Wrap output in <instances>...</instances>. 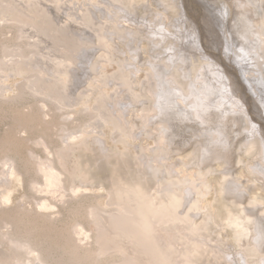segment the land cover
Returning a JSON list of instances; mask_svg holds the SVG:
<instances>
[{"label":"rangeland","instance_id":"obj_1","mask_svg":"<svg viewBox=\"0 0 264 264\" xmlns=\"http://www.w3.org/2000/svg\"><path fill=\"white\" fill-rule=\"evenodd\" d=\"M35 1L37 2L40 0ZM35 1L0 0V67H2V65L4 64L3 66H6L8 68L6 63L11 65V63H13L15 60L17 62H14V64L16 65H13L14 68L12 69H9L5 72L0 70V200L1 198L6 196L10 199V202L7 203H2L0 201V241L3 242V245H0V264H30V262L32 264H39V262L36 260V255L29 253V248L25 244V246L23 245V247H19L16 243H7V241L3 238V235L8 232L11 236L7 234L8 236H6L5 238L12 237L13 239L20 240L29 239L30 243L41 246L43 248L44 255H47L49 258H54L53 260H65L66 262L64 261V263H72L69 256L71 238H80L79 240H77L78 244H80L82 247H87L95 252L99 250L98 248H101V246L104 248L105 245H103V242L100 244V241H97L99 240L97 235H100V233L102 232L104 233V226L106 227V225H108L106 221L109 217L104 216L105 214L103 213V210L108 211L111 209H118L116 204H109L110 202H117V200L113 198L111 185L109 184V179L113 174V167L111 166L118 167L117 171L120 174V178H122L126 182L130 181L133 184H137L139 189L145 195H147V197H154L156 194L155 197H157L158 201L161 202L164 206H166V204L167 206L172 205L175 207L174 209L177 210L178 213L180 212L179 214H188L190 218L194 220V227L202 230V233L203 231L204 233L208 231L206 234L208 235L209 233L208 236H210V238L213 237V243L216 244L215 240H218L217 237L219 236L218 238L221 239L222 243L226 244L225 249H227V247L229 246L238 250L239 248H237L233 239L232 232L234 231H232L231 229L229 231V229L227 228L228 216L233 215V211H235L232 208V204L229 202L231 200L236 201V203L238 204V210L236 209V211L242 212L240 210L241 208L243 209V211H246L247 209L248 212L246 211L245 215H249V219L251 220L255 219V216L253 215L254 213H259L262 218H264V186L260 182H256L254 180V177H257L258 179L263 181L264 178L260 177V175L258 176V174L253 172V169L255 168V166H257V163H259L260 165L264 164V155H262L264 153L260 152V154H256L253 148L252 150L245 149L243 145L247 142L253 141V139L247 141L248 138L245 139V134H238L239 131H243L246 129L249 130L251 126L247 127L244 122L240 126L234 124V130L238 129L239 131H230L232 132L230 133V136H232V134L234 135L232 136L234 138L236 137V135L240 136L239 139L237 137V139H233L231 150H229L233 152L231 153L232 155H229L227 151L229 149V146L224 143L221 145H223L225 151L224 148L222 150L219 149L221 150V152H217L216 149V151L212 154L215 157L212 158L211 155V158H209V162L207 163L206 159L210 156L207 153V150H210V146H208L209 144L207 143V140L210 139V137L205 138L203 133H199L200 129L196 126H193L191 130L186 129V134L189 136L195 135V137L196 134L203 136L197 137L198 140L196 142H193L194 144H192L191 146L188 145L184 148L180 146V149L177 152H173L172 150V144L169 141L172 137H170L169 135H166L167 137L164 141L165 148L162 147L161 150L158 149V152H160V154H158L155 148L158 147L159 144L154 141V133H150L151 135H148L149 139H147L146 141L140 142L139 137L141 136V138L143 139L144 135L147 134V132L145 133L143 131V127L146 126L147 120H142V116L138 113V109L136 108L131 109V111L136 112H134L133 114L134 117L130 119L125 133L119 135V137L115 139V141H112L115 131L110 127H103L99 118L91 119V116L85 115L84 112L81 114L80 109H83L82 107L78 108V110H76L75 107L69 109H60V105L56 103V100H54V95H51L50 92L46 93V95L42 94L40 93L38 87L41 83H43V85H48L50 83L55 84V91H58L59 94L61 92L60 95H63V97L65 96L64 98L69 99V101L72 99L71 102H75L76 96L79 93L85 91L87 92V97L85 98L88 99L87 105L92 104L91 106L95 105V99L100 97H102L103 99H107V106H113V110H115V108L119 110L120 108H122V106L120 105L124 104L125 102L128 104V90H126L125 88L116 89L111 87L114 84L116 78L115 76L117 75V73H119L120 69L125 68L124 71L128 72V63H133V60L130 58L131 54L128 53V18L124 15V13L120 12L119 9L116 10L117 7L115 6V8L114 6H112V3H110L111 5L109 6L106 5L103 0H53L55 2H53V4H48V7L55 6L54 8L56 13H59L58 17H55L52 12L47 9V13L50 19L47 18L48 15L46 17L43 13L37 16H35L36 14L34 16H30L27 15L30 12L25 11L27 13L26 15L22 13L23 16H25L24 19L28 20L30 23H26L27 21H15V23H13L16 26H13V24L11 23L12 21H7L9 18H15L9 12L10 9H13L14 4L20 7L22 10H25L26 6L28 8L31 7L32 5H34ZM161 1L165 2L168 0ZM197 1L198 0H184V3H187L185 5L190 15L191 21H194L197 25H199L198 27H203L202 29H205L204 35H206L205 33L208 30L210 31L207 37L212 41L204 39L205 43L208 44V47L210 46V48L208 49L210 55L214 56L215 59L218 58L220 62L222 58V60H224L228 64L225 65L226 67L233 66L235 68V65L230 63V54L226 56V53L228 52L226 51L227 46L225 47L223 45V43L226 42L224 40V26H222L223 29L220 28L223 30V33L219 31L220 29H218L216 25H213V27H216L215 29L210 26L207 30V26L204 25L205 23L203 21L207 22L209 16L207 14V11L205 10L204 12L203 8L201 7L202 4L200 5ZM221 1L223 0H220V2L218 3L223 4V2ZM151 2V0H148V5H150ZM172 2L173 0L171 1V3ZM195 5L197 7H200L199 13L194 9ZM96 6H103L102 8H104L105 10L107 9V13H100L101 16L103 15L102 17L100 16V21L97 20L95 15H93L91 12V8L96 9ZM263 6L264 3H262V9ZM81 7L90 8L89 18L86 17L83 12L80 13V16H78V18H71V16L66 17L67 11L72 14L73 12H77L78 8ZM5 8H9L8 11ZM149 9V12L145 13L144 11H139L138 15H146L145 17L147 19L155 20V15L158 14L157 16H163L162 19L165 18L164 20L167 25L169 24V21L173 20V18H176L177 16V14H174L172 10H170L169 13L166 14L165 11L163 12V10L158 9L154 4L149 6ZM18 13L21 14V11H18ZM152 14L153 17H151ZM86 21L88 22V24L85 23ZM91 21H93L94 26H100L101 28L99 29L100 37L98 36V38L96 37L97 35L90 36L78 28L91 26ZM262 21H264V19ZM49 22L54 23L58 30L63 29L62 36H64L63 38H67L68 44L64 42L65 40L63 38L61 40H55L53 37L55 33H46V31L51 27L49 25ZM30 25L37 27V29H40L41 31L30 27ZM73 27L77 33L75 31L72 32ZM20 29H24L23 33L20 31ZM35 30L36 32H34ZM233 30L234 29H232V31ZM232 31L230 30V32ZM258 32L260 36H262V34L264 35V28L260 25H258ZM20 33H22V35ZM139 35L140 37L142 36L141 40L144 39V41L139 40L138 44H135V46L133 47L138 50L141 49L142 59L136 64H139V66L141 65V70L143 72L150 73V76L154 73L153 71L152 73L146 65L147 62L156 63V60L151 55L161 52V54H163V59H160V61H163L161 62L163 63V65L167 63L164 66L168 68V70L173 72V78L177 76L179 80L178 82H180L181 80H188L185 79L183 75L185 64L181 61H178L177 65H175L176 63L174 64L172 59L167 57L166 53L168 52H166L165 50H167L166 48H168V46L166 44L162 48V42H158L156 39H153L152 34H148L146 30L139 33ZM247 37L249 38V40ZM247 37H244L246 38V42H244V44L249 45L250 43L252 47L257 39L262 38L259 37V35L258 37ZM253 37L255 39H251ZM151 40L155 41L156 43L151 44ZM251 40L253 43L251 42ZM212 42L218 45V49L215 47V44L212 47ZM64 44L68 48L71 57L68 56V58H66L65 55H61V46H63ZM154 44H156L157 49L155 50H157V52L153 48ZM262 49H264V47ZM237 50L236 55L239 53V55H247L245 53H241L239 49ZM21 51H24V54H26V58L20 55ZM258 51L255 53L256 56L254 55V53L249 52V56L247 55L248 58L246 57V59H249L248 61H250V63L248 64L249 67L256 71L262 70V67L264 68V61H262L261 59L263 57L261 56L263 53H260V49ZM85 53L87 54L85 55ZM250 53L252 55H250ZM253 55L257 59L253 57ZM55 56L58 59H60V56H64L67 59L66 63L69 64L68 67L62 68L68 70L69 75L62 78V81L60 80V82L56 81V79L53 80L54 76L52 74V69L47 71L51 68V66L46 58H50L51 60H53ZM81 56L84 60L79 59V57ZM84 57H86V59ZM250 57H253L255 61L253 58L250 59ZM164 58H166L167 60H165ZM237 59V61L240 62V58ZM258 59L261 60H259V67H257L259 69H256L255 67L257 64L255 63L256 61H258ZM164 60L166 61V63H164ZM202 61L203 60L201 58H197V61L196 59H194L191 62L192 64L190 63L188 66L189 78H194L195 82L199 81L197 77L200 75L199 72H201V70L203 71L201 65L204 62ZM239 62L234 61V64H237ZM247 63L245 65H247ZM173 64L175 65V68ZM43 65L47 68V70ZM248 65L246 67H248ZM83 67L86 68L83 70ZM25 68L27 71L25 70ZM90 69H93V75L92 73H90ZM252 69H250V72L254 76L256 72H253ZM170 71H168L169 77H171ZM143 72L140 73V84H143V81L147 77ZM235 72H238L237 69H235ZM155 74L156 73H154L152 77ZM159 74L161 73H157V76H154L155 81L152 79V83L155 87L158 86L157 83L159 82ZM238 80L240 82V86L238 87V93H235V96H237L238 99H247L246 97L242 96V93L248 86L243 83V80L241 78H239ZM154 82L156 84H154ZM186 84L188 85L190 84V82H186ZM178 86H180V84ZM156 89L154 88L155 92L152 98H147L145 96L144 97L146 99H152L154 105L151 100V104L149 105L152 109L155 110L156 115H158L159 112L154 107L158 105V102L156 100H153L155 99V96L159 94L156 92H159V87H156ZM186 91V93L190 91L189 87H187ZM246 91L245 93L249 94L248 99H250L249 101L246 100L247 105L248 107L252 108V110H254L253 114L256 117L255 119L260 121V125L262 126L261 131L264 134V109L262 108L261 104L263 100L259 98L257 99L252 91V94ZM136 92L138 94L140 93L139 90H136ZM64 93L66 95H64ZM144 97L141 96L139 99ZM212 99H214V97ZM151 108H149L148 113L151 112ZM122 110H126V108H123ZM154 110L152 111L154 112ZM85 113H87V111ZM79 114H81L82 117ZM257 115L262 119L259 120ZM146 118L147 116H145V119ZM152 120L154 121V119ZM91 125L96 127L97 129L94 130L93 138L87 143V149L85 150L81 148L80 150L75 151L72 155V158H69L71 162L69 164L63 165L62 161L58 158V155H60L61 150L63 151L66 148V141L68 137L70 135H73L74 133L85 132L86 134H89L90 132H93V127H91ZM212 128L217 129V127ZM188 130H190V133ZM196 130H198L199 132ZM133 131H135V133ZM205 131L208 132L209 130ZM128 133L133 136V139L136 138V140H128ZM212 135L214 136V138H217L216 134ZM95 136H98V139L100 140H96ZM157 137L159 143L162 142L159 136ZM166 139L169 140L166 141ZM216 140H219V138H217ZM224 140L226 139L224 138ZM92 144H95V147ZM176 146L177 145L173 147ZM145 147L151 148V153L149 155L153 157L152 159L150 157H148L149 159L147 158V163L149 162L147 166L144 165V160L146 159L144 158L145 154L143 148ZM93 149L100 150L101 155L105 157V159L103 158L102 160L97 161L98 164L96 163V160H94L95 155ZM103 149H105V152ZM152 150L153 152H157L156 156L152 153ZM124 153H128L132 159L136 158L138 161L140 160V163L138 161L136 162V165H139L138 169L135 168V163H133L132 161L129 162V166L128 163L124 166L123 164L126 163V161L116 160L118 159L119 154ZM164 155L167 156L164 157ZM75 159H77L76 162H74ZM160 159H166V162H172V164H170V166L162 165L160 164ZM107 160H109V163ZM151 161H153L154 163L157 162L158 166L156 164V166H151ZM117 162L119 166L116 164ZM93 163L96 165L92 166ZM13 164L15 166V169L17 170L16 174L13 173L12 175H9L11 173ZM49 164H54L53 166L55 167V169L63 172V176L61 178H65L63 181H66L64 185L65 188H68L66 189L68 190L66 192V195H69V197L67 196L65 197V199H62L61 197L57 196L58 194L51 196L37 190V188L40 186L39 184H42L41 182H43L38 167L40 165H44L42 167L47 168ZM83 165H85V168L87 165H89L90 169H88L89 167L84 169ZM173 168L176 170H174ZM77 169H79L77 173L78 181H83L85 184H89L92 182L93 184L98 185V189L87 191L86 193L79 192L73 194L69 186H73L74 184L72 183V178L74 179V171ZM228 169L231 171H227ZM165 172L166 174H168V177H166ZM86 176L87 178L85 179ZM224 178H226L227 180L231 179L232 181L241 184L248 195L246 194L244 198H238L235 195L229 193L227 191L228 183L227 181H224ZM156 179H158V181ZM159 181H161V183ZM80 182H75V184L81 185L82 182ZM170 182L174 184L167 190L170 192L164 193L163 191H161V189L165 185H168L166 183ZM175 182H177L178 184ZM154 183H156L158 187ZM150 187V190L154 189V193L148 194L150 193ZM190 187H194L193 189H196L197 192L195 191L194 193H192L191 189H189ZM182 193L183 197L181 196ZM229 194L233 196H229ZM45 201L56 204L57 206H55V208H53L52 210L39 209L38 205ZM179 202L182 203V205H176V203ZM123 204L127 205L126 202H124ZM176 206L180 207V209H176ZM253 207H256V211H252L250 213L248 208ZM197 210V213H199L200 215L195 216V214L193 213ZM89 211L94 212L91 215L92 217L88 215ZM51 213L54 214L51 215ZM251 214L253 216H251ZM111 215L115 216L117 215V212H112ZM200 224H203L205 228ZM254 224L255 223H252L253 227H255ZM81 229H83L81 235L75 234L76 230ZM204 233L203 235H205ZM253 233H255L256 235V232ZM230 238L232 240H230ZM120 243L121 245L124 243L122 246L126 250H128V235L125 236V239H121ZM251 244L258 254V261L260 262V264H264V241L261 242V244H255L254 238ZM229 247L226 251H230ZM5 253L7 254L6 258L4 256ZM198 257L199 256L196 255L191 256L190 259L183 257V259L185 260H183V262H180L179 264H216L217 262H219L218 260L208 262L207 260H204L205 258ZM7 258L8 260H10L11 258L10 262L7 261ZM101 259L102 260L100 264H128L123 259V254L118 252L110 256L109 253H106L105 255L101 256ZM223 260H229L227 255L223 256ZM255 262H257V260L253 261V263ZM249 264H252V262L249 261Z\"/></svg>","mask_w":264,"mask_h":264},{"label":"bare ground","instance_id":"obj_2","mask_svg":"<svg viewBox=\"0 0 264 264\" xmlns=\"http://www.w3.org/2000/svg\"><path fill=\"white\" fill-rule=\"evenodd\" d=\"M28 1H31V0H28ZM151 1H152L151 4L148 5L149 4L148 0H103V2L106 3V5L110 6L111 5L110 3H112L113 4L112 6L117 7L116 10L119 9L120 12L124 13V15L128 18V27H127L128 28V31H127L128 51H129L128 53L131 54L130 58L133 60V63L132 62L128 63V72L124 71L125 68L120 69L119 73H117V75L115 76L116 77L115 82H114L115 85L113 84L111 86L112 88H116V89L125 88L126 90H128V104L125 102L124 104L120 105L122 106V108H120L119 110H117L114 106L115 110H113L112 109L113 106L112 107L107 106L108 100L100 97V98L95 99L96 100L95 105L93 106H91L92 104L87 105L88 99H85L87 97L86 95L87 92L85 91L82 93H79L76 96L75 102H71L72 99L69 101V99L64 98L65 96L63 97V95H60L61 92L60 94L58 93V91L56 92L55 84H52V83L48 85H45V84L43 85V83L39 84L38 89L40 90V93L46 95V93L50 92L51 95H54V98H55L54 100H56V103L60 105L59 106L60 109H69V108L75 107V109L78 110V108L82 107L83 109H80L81 114L84 112L85 115L91 116V119L99 118L103 127H110L112 130L115 131L112 141H115V139H117L119 135H122L123 133H125L127 129V125H129L130 119L134 117L133 114L134 112H136V111H131V109L136 108L138 109L137 110L138 113L142 116V120H147L146 126L143 127L144 128L143 131L145 133L147 132V134L144 135L143 139L140 136L139 141L140 142L146 141L147 139H149L148 135L150 133H154L153 134L155 136L154 141L159 144L158 147H155L157 152L161 150L162 147H164V141H165V138L167 137L166 135H169L170 137H172L170 140L169 139L168 140L172 144L171 147H172L173 152L179 151L180 146L182 148L188 145L191 146L192 144H194L193 142H196L198 140L197 137L201 135L196 134L194 132L196 134V137L195 135L189 136L186 134L187 132L186 129L191 130L193 126H196L200 129V132L198 130L196 131H198L199 133H203L205 138L210 137V139L207 140L208 141L207 143L209 144L208 146H210V150H207V153L210 156L207 157L206 163L209 162V158H211V155L216 151V149H217V152L219 151L221 152V150L224 148L223 145L221 144L225 143L227 144V146H229V149L227 150L229 155L233 153L232 151H229L231 150L233 139H235L236 137L239 139V136L241 135V133H243V135L245 134V137H246L245 139L248 138L247 141H250L251 139H253V141L247 142L246 144L243 145L245 149L252 150L253 148L256 154H260V152L264 153V134L261 131L262 126L260 125V121L255 119L256 117L253 114L254 110L248 107L247 101L250 100L248 99L249 94L245 93L246 90L249 93H251L252 91L254 96L257 97V99L258 98L262 99L263 102L262 103L260 102V103L262 104V108L264 109V68L262 67L261 68L262 70H258V71L253 70L248 65L250 63V61H248L249 59H246L249 52H252L255 55V53L260 49V53L261 52L263 53L261 55L263 57L262 58L260 57V58L262 59V61H264V49H262L264 47V35L262 34V36H260L259 34L260 30L258 32V25L264 28V25H263L264 21H262L264 19V6L262 9V3H264V1L260 0V6H259V0H223L221 1L223 2V4L218 3L220 2V0H198L197 1L200 5L202 4L201 7L203 8L204 12L205 10L207 11V14L209 16V18L207 17L208 18L207 22L203 21L205 23L204 25L207 26V28L206 27L204 28L208 30V28L212 26V28L215 29L216 27H213V25L214 26L216 25L217 28L220 29L222 28V26H224L223 27L224 29L223 28L222 29L225 31L224 40L226 42L224 41L225 43H223L222 41V43L225 47L227 46V49H229L227 50L225 48L226 51H228L226 53V56L230 54L229 56L231 57L228 56L230 63L235 65V68L233 66L226 67L225 65H228V64L224 60H222V58H221V62H222L221 63L218 58L215 59L214 56L210 55V52L208 50L210 46L208 47V44H206L204 40V39H208L212 41L211 39L207 37L210 31L208 30L205 33L206 35H204L205 29H202L203 27L202 28L198 27L199 25H197L194 21L193 22L191 21L190 15L185 5L187 3H184V0L183 1L173 0L172 3H171L172 0L171 1L168 0L165 2H162L161 0H151ZM53 2L55 1L53 0H40L37 2L35 1L34 5H32L29 8L26 6L25 10H22L20 7L14 4L13 9H10L9 12L15 18L14 19L9 18L7 21L9 22L12 21L11 23L13 24V26H16L14 24L15 21L17 22L27 21L26 23H30L28 20L24 19L25 16H23V14L25 15L27 14L25 11L30 12L29 14H27L30 16H34L35 14H36L35 16H37L43 13L47 17L48 15L47 9H49L50 12H52V14L55 17H58L59 13L58 14L56 13L55 8H54L55 6L48 7V4L50 3L53 4ZM152 3L158 9L163 10V12L165 11L166 14H168L169 11L172 10L174 14L175 13L177 14L176 18H173V20L169 21V24L167 25L164 20L165 18L162 19L163 16L162 17L157 16L158 14L155 15V20L147 19L145 17L146 15L145 16L138 15L139 11H144V13L149 12L150 10L149 6L153 5ZM179 6L181 7L182 10L180 9ZM96 7H97L96 9L91 8V12L93 15H95L96 19L99 20L101 19L100 13L102 12L107 13V9L105 10L104 8H102L103 6L102 7L96 6ZM5 9L8 11L9 8H5ZM89 9L90 8L88 7H84V8L81 7V8H78L77 12H73L72 14L67 11L66 17L71 16V18H78V16H80V13L83 12V14L89 18ZM194 9L197 10V12L199 13L200 11L199 6L197 7L195 5ZM18 11H21V14L18 13ZM151 17H153V14ZM47 18L50 19L49 15ZM49 23L51 27L46 31V33L47 34H50V32H52L53 34L55 33V35L53 36L54 39L61 40L64 37L62 36L63 29L58 30L54 23L52 22H49ZM85 23L88 24L87 21ZM90 24L91 26L78 27V28L90 36L97 35L96 37L98 38V36L100 35L99 34V29H101L100 26L98 27L94 26L93 21H91ZM30 27L41 31L40 29H37V27H34L32 25H30ZM222 29H220L219 31L222 32L223 31ZM232 29L234 30L232 31ZM36 30L34 32H36ZM144 30H146L148 34H152L153 39H156L158 42H162L163 44L162 48L165 46V44L168 46V48H166L167 50H165L166 52H168L166 53L167 57L172 59L174 64L176 63L175 65H177L178 61H181L185 64L184 69H183L184 70L183 75L185 79H188V80L184 79L185 81L180 79L182 81V82L180 81L181 83L178 82L179 80L177 76H175L174 77L175 79H174L173 78L174 74H172L173 72H171L170 70H168V68L164 66L167 64L165 61L167 59L164 58L165 59L164 63H166L164 65L163 63H161L163 61L162 60L160 61V59H163V54H161V52L154 53L153 55H151L156 60L155 61L156 63L147 62V65L146 64L145 65L148 66L151 72L153 71L154 73H156L155 74L156 76H157V73H161L158 76L159 78V82L157 83L158 86H156V87H159L158 89L159 92L156 91L159 94L157 95L155 94L156 95L155 99H153L158 102V105L154 106L155 109L159 112L158 115H156L155 110L152 109L149 105L151 104L150 100L152 102V99L145 98V97L152 98L154 96L153 95L155 92L154 88L156 89V87L153 85L152 79L155 81V77H154L155 75L152 77V75L154 74L153 72L151 76H150V73L143 72L141 70L142 68L141 65L139 66V64L138 65L136 64L142 59L141 49L138 50L133 47L135 46V44L136 45L138 44L139 40H141L142 36L140 37L139 33L144 32ZM230 30L232 32H230ZM20 31L23 33L24 29H20ZM74 31L75 29L73 27L72 32ZM22 33L20 34L22 35ZM20 34H19V37H20ZM257 34L259 35V37H262L263 39L262 38H261L262 40L260 38L257 39V41L254 44L255 46L253 45L252 47L250 43H249L250 46L248 44H244V42H246V38H244L245 36L246 37L247 36L258 37ZM254 37L251 39H255ZM63 39L65 40L64 42L68 44L67 38H63ZM141 41H144V39ZM153 43H156V42L152 41L151 44ZM214 44H215V47L218 49V45L214 42L211 43L212 47ZM61 47H62L61 55H65L66 58H68V56L71 57L66 45L64 44ZM153 48L154 50L157 49L156 44H154ZM237 49H239L241 53H245L247 55L246 56L239 55L240 53L236 55ZM155 51L157 52V50ZM86 54L87 53H85V55ZM20 55L26 58L25 56L26 54H24V51H21ZM250 55L252 54L250 53ZM254 55L253 57L256 56ZM82 56L79 57L80 60H84ZM66 58L64 56L63 57L60 56V59H58L55 56L53 60H51L50 58H46L51 68L47 70V68L44 65L43 66L44 68H46L47 71L52 69L53 71L52 74L54 76L53 80L56 79V81L60 82L62 78L67 77L69 75L68 70L62 69L64 67L69 66V64L66 63L67 61ZM84 58L86 59V57ZM197 58H201L203 60L202 62L204 63L202 65L200 64L202 66L203 71L201 70V72H199L200 75L197 77L199 81L195 82L194 78H189L188 66L194 59H196L197 61ZM237 58H240V62L237 61L238 60ZM252 58L250 57V59ZM261 59H258V61H256L255 63L257 64L255 67L256 69H259L257 67H259L258 66L259 60ZM234 61L239 62L237 64H240V65H237L236 63L234 64ZM14 62H16V60ZM14 62L11 63V65L6 63L8 68L6 66L4 67L3 66L4 64H3L2 67H0V70L5 72L9 69L14 68L13 65H16L14 64ZM246 63L249 68L246 67L247 66L245 65ZM175 65H174V68H175ZM85 68L86 67H83V70ZM235 69H237L238 71L237 73L235 72ZM250 69H252L253 72H256L255 73L256 75L253 73L254 74L253 76L250 72ZM168 71H170L171 77L168 76V73H169ZM142 72L145 73L147 77L143 81V84L141 83L142 84L141 85L140 84V81H141L140 73ZM90 73H92V75L94 74L93 69H90ZM238 77L241 78L243 80V83H245L248 86L247 88L244 87L245 91H243L242 93V96L246 97L247 99H241V98L238 99L237 96H235V93L236 94L238 93V89H239L238 87L240 86ZM186 82H190V84H188L189 86L186 84ZM154 84L156 83L154 82ZM179 84L180 86H178ZM187 87H189L190 93L189 92L186 93ZM136 90L137 91L139 90L140 93L138 94ZM64 95L66 94L64 93ZM141 96L143 97L145 96V97L139 99ZM213 97L214 99H212ZM123 108H126V110H122ZM149 108H151V112L148 113ZM152 110H154V112ZM86 111L87 113H85ZM81 114L79 115L82 117ZM145 116H147L146 119H145ZM257 117L259 120L262 119L258 115ZM152 119H154V121ZM127 120H128V124H127ZM243 122L247 127L251 126V128L249 130L246 129L243 131H239L237 129L239 131L238 134L240 135H236L235 138L232 137L234 136L233 134L232 136H230V133H232L230 131H234V132L237 131V130H234L233 125L237 124L240 126L243 124ZM91 127H93L92 128L93 132H90L89 134H86L85 132H80V133H74L73 135H70L68 137L66 141L67 142L66 148L63 151L61 150L60 155H58L59 156L58 158L62 161L63 165L69 164L71 162L69 158L70 157L72 158V155L74 154L75 151L80 150L81 148L85 150L87 149L86 148L87 143L93 138L94 130L97 129L96 127L92 125ZM212 127H217V129H214ZM190 130H188L189 133H190ZM205 130H209V131L206 132ZM128 131H129V126H128ZM133 132L135 133V131ZM212 134H216L217 135L216 137L219 138V140H216L217 138H214ZM127 136H128V140H134V141L136 140V138L133 139V136H131L129 133ZM157 136H159L162 142L159 143ZM95 137L97 140L98 136H95ZM224 138L227 141L224 140ZM99 140L100 139H98V141ZM168 140L166 139V141ZM175 145L177 146L173 147ZM93 146L95 147V144ZM150 149L151 148L149 147L143 148L144 154H145L144 158L146 159L144 160L145 166H147L149 163V162L147 163V158L148 157H150L151 159L153 158L152 156L149 155L151 153ZM93 150H94V155H95L94 160H96V163L97 161L102 160L103 158L105 159V157L102 156L100 153L101 148L100 150H96V149H93ZM103 150L105 152V149ZM224 151H225V148H224ZM157 152L156 151L153 152L152 150V153L155 154V156ZM158 154H160V152H158ZM166 156L167 155H164V157ZM213 157L215 156L212 155V158ZM76 160L77 159H75L74 162H76ZM116 160L126 161V163L123 164L124 166L127 163L129 166L130 165L129 162L132 161L133 163H135L134 165L135 168L138 169L139 165H136L137 164L136 162L138 160L136 158L132 159L128 153L119 154L118 159ZM165 160L166 159L164 160L160 159L159 160L161 162L160 164L168 165V166L172 164V162H168V161L166 162ZM107 161L109 163V160ZM150 163H151L150 164L151 166H154L155 164L158 166L157 162L154 163L153 161H151ZM116 164L118 165V162ZM53 165L49 164L47 168H43L42 166L44 165L42 166L40 165L38 167L41 177L43 179V182H41L42 184H39L40 186L37 188V190L39 192H42L46 195H51V196L58 194L57 195L58 197L65 199V197L67 196L69 197V195H66V192L68 191L66 189L68 188L67 187L65 188V185H64V183H66V181L65 182L63 181L65 178L64 179L61 178L63 176L62 175L63 172L55 169ZM95 165L96 164L94 163L92 164V166H95ZM256 165L257 166H255V168L253 167L254 168L253 172L258 174V176L260 175V177L264 178V164L260 165L259 163H257ZM83 166H84V169L88 167H89L88 169H90L89 165H87L86 168H85V165ZM111 167H113V172H112L113 174H112V177L109 179V184L111 185V192L113 194V198L117 200V202L115 203L110 202L109 204H116L118 209H111L108 211L103 210V213L105 214L104 216L109 217V218L106 221L108 225H106V227L104 226L105 232L104 233L102 232L100 233V235L99 234L97 235L99 239L97 241H100V244L103 242V245H105L104 248L102 246L101 248H98L99 249L97 250L98 252L97 251L95 252L87 247H82L80 244H78L77 240H79L80 238L79 239L71 238L69 256H70V260L72 261V263L70 262L64 263L65 260L64 261L61 259L53 260L54 258H49L47 255H44L43 248L41 246L30 243L29 239L20 240V239H13L12 237H11L12 239L10 237L5 238L6 236H8L7 234H9V232L5 233L3 235V238L7 241V243H10V244L16 243L18 244L19 247H23V245L25 244L29 248V253L36 255V260L39 262V264H100L102 260L101 259L102 255L109 253V256H110V255L116 254V252L122 253L123 259L128 264H179L180 262H183V260H185L183 259V257L190 259L191 256L193 255L199 256L200 258H205L204 260H207L208 262L218 260L219 262H217L216 264H249V261H251L252 264H260V262L258 261L259 259L258 254L255 251L253 245L251 244L254 238H255V244H258V243L261 244V242L264 241V225H263L264 218H262V216L259 213L253 214L256 220L255 219L251 220L249 219V215L247 216L245 215V212L247 211V209L246 211H243V209L241 208L240 210L242 212L236 211V209L238 210V204L236 203V201L231 200L229 202L232 204V208L235 211H233V215L228 216L227 228L229 229V231L230 229L234 231L232 232L233 239H234V242L237 248L239 249L236 250L233 247L228 246L230 251H226L228 247L227 249H225L226 244L222 243L221 239L218 238L219 236L217 237L218 240H215L216 244L213 243L212 241L213 237L210 238V236H208L209 233L208 235L206 234L208 231L206 233H204L203 231V233L205 234L203 235L202 230L194 227V220L190 218L188 214L186 213L179 214L180 212L178 213L177 210L174 209L175 207L172 205L167 206L166 204L167 207L164 206L161 202L158 201V198L155 197L156 194L154 197L153 196L147 197V195H145L139 189L137 184H133L130 181L126 182L122 178H120L119 176L120 174L117 171L118 167L116 166H111ZM79 169L74 171L75 176H74V179L72 178V183L74 184L73 186L71 185L69 186L71 189V192L73 194H76L79 192L86 193L87 191L97 190L98 185H95L92 182L89 184H85L83 181H81L82 182L81 183L80 181L77 180L78 179L77 173ZM16 171L17 170L15 169V166L13 164L11 173L9 175H12L13 173L16 174ZM227 171H231V170L228 169ZM165 175L166 177H168L167 176L168 174H166V172H165ZM86 178L87 176L85 177V179ZM156 180L158 181V179ZM254 180L256 182H260L264 186L263 180H260L257 177L256 178L254 177ZM224 181H227L228 183L227 191L229 193L235 195L238 198H244L246 196L247 193L241 184H238L237 182L232 181L231 179L227 180L226 178H224ZM75 182H80L81 185H78V184L76 185ZM159 182L161 183V181ZM154 184L156 185V183ZM166 184L168 185L167 186L165 185L162 189L160 188L161 191H163L164 193L170 192L167 190L174 185L172 182L166 183ZM193 188L192 187L189 188L191 189L192 193L196 191V189H193ZM150 189L151 187L149 188V190ZM153 191L154 189L150 190V193L148 194L154 193ZM231 194H229V196ZM181 196L183 197V193ZM0 201L2 203H7V202H10V199L6 196V197L1 198ZM124 202H126L127 205H124L123 204ZM176 205H182V203L179 202V203H176ZM55 206L57 205L49 203L47 201L38 205L39 209H42V210H52L53 208H55ZM176 209H180V207L176 206ZM255 209L256 207L248 208L250 213L252 211L255 212L256 211ZM112 212H117V215L112 216L114 215V214L111 215ZM197 212L198 210L194 211L193 214H195V216L200 215ZM93 213H94L93 211H89L88 215L91 216ZM52 214L54 213H51V215ZM253 215L251 214V216ZM252 223H255L254 224L255 227L252 226ZM203 224H200V225L203 226ZM82 230L83 229L76 230V231L74 230V231H75V234L81 235ZM253 232H256V235ZM126 235H128V250H126L122 246L124 243L122 245H121L122 242L120 243V240L125 239ZM230 240L232 239L230 238ZM0 245H3L2 241H0ZM6 255L7 254L5 253L4 255L5 258H6ZM224 255L225 256L227 255L229 259L228 261L223 260ZM8 258H7V261L10 262L11 258L10 260H8ZM254 260H257V262L253 263ZM30 264L32 263L30 262Z\"/></svg>","mask_w":264,"mask_h":264}]
</instances>
